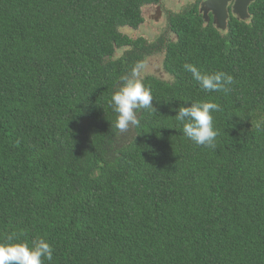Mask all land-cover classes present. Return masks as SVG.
Segmentation results:
<instances>
[{
	"label": "trees",
	"instance_id": "trees-1",
	"mask_svg": "<svg viewBox=\"0 0 264 264\" xmlns=\"http://www.w3.org/2000/svg\"><path fill=\"white\" fill-rule=\"evenodd\" d=\"M159 0H0V242L45 238L44 264H264V0L222 31L196 8L133 35ZM160 55L167 78L140 75ZM185 64L233 77L202 89ZM138 69L152 110L114 127ZM204 100L216 147L175 117Z\"/></svg>",
	"mask_w": 264,
	"mask_h": 264
},
{
	"label": "clouds",
	"instance_id": "clouds-1",
	"mask_svg": "<svg viewBox=\"0 0 264 264\" xmlns=\"http://www.w3.org/2000/svg\"><path fill=\"white\" fill-rule=\"evenodd\" d=\"M184 68L192 74L200 87L208 92H227L230 90L229 86L233 84V77L224 72L202 73L194 64H185ZM138 75V69L134 68L131 78L125 77L126 82L111 96L110 106L117 114L114 127L120 133L127 132L131 125H140L136 110L140 108L152 110L153 95L137 78ZM221 110L218 103L204 100L190 107H181L175 119L183 122L185 137L197 145L215 148L219 131L215 125L214 114ZM12 240L13 236H8L6 241L0 242V264H44L45 261L53 259L54 249L45 238H38L32 244L13 243Z\"/></svg>",
	"mask_w": 264,
	"mask_h": 264
},
{
	"label": "rangeland",
	"instance_id": "rangeland-1",
	"mask_svg": "<svg viewBox=\"0 0 264 264\" xmlns=\"http://www.w3.org/2000/svg\"><path fill=\"white\" fill-rule=\"evenodd\" d=\"M187 2V0H186ZM187 5V4H186ZM177 6L175 4L168 3L167 5V11L172 10V11H179L185 6ZM147 7V6H146ZM144 8L143 9V16L145 18V22L142 23L138 29L134 30L131 28H125L124 31L127 33H132L133 35H138L141 34L145 36L148 40L152 41L156 39V37L160 33H164L163 30L167 24V15L163 13L161 14V17L158 20L154 19V16L159 17L158 14V9L157 7L155 8ZM157 14V15H155ZM161 57L160 55H155L147 59L145 62L144 66L142 67V70L140 72V75H146V74H156L159 76H163L165 78L168 77V75L165 73V71L161 67Z\"/></svg>",
	"mask_w": 264,
	"mask_h": 264
},
{
	"label": "water",
	"instance_id": "water-1",
	"mask_svg": "<svg viewBox=\"0 0 264 264\" xmlns=\"http://www.w3.org/2000/svg\"><path fill=\"white\" fill-rule=\"evenodd\" d=\"M229 0H206L202 3L200 12L206 22L209 21L208 13L212 12L214 25L219 30H226L228 26L227 3ZM254 0H235L233 4V12L239 19L245 20L249 17L248 8ZM160 9H158V14Z\"/></svg>",
	"mask_w": 264,
	"mask_h": 264
},
{
	"label": "flooded vegetation",
	"instance_id": "flooded-vegetation-1",
	"mask_svg": "<svg viewBox=\"0 0 264 264\" xmlns=\"http://www.w3.org/2000/svg\"><path fill=\"white\" fill-rule=\"evenodd\" d=\"M204 1H206V0H187V2H186V0H159L157 3L153 2V3L147 4L146 5L147 7L146 6L145 7L146 8H151V9L157 7V9H160L159 17L157 18V16H154L155 20H158L161 17L162 13H163V15L166 14L168 16L172 12V10H170V11L166 10L168 3L175 4L177 6H184V5L187 4L186 6H190V7L196 8L197 11H198V14L203 17V14L200 13V8H201V5H202V3ZM234 1L235 0H229L228 3H227V6H226L227 12H228V21H229L231 15L235 16L238 19V16L233 12ZM248 11H249V8H248ZM155 15H157V14H155ZM208 16H209V21L212 20V22H213L214 18H213L212 12H209ZM249 17H250V15H249ZM144 22H145V18H144Z\"/></svg>",
	"mask_w": 264,
	"mask_h": 264
}]
</instances>
